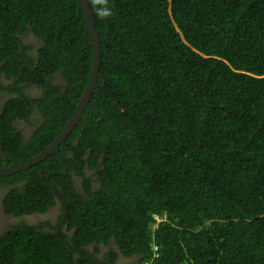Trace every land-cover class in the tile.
Returning <instances> with one entry per match:
<instances>
[{
    "label": "trees",
    "instance_id": "obj_1",
    "mask_svg": "<svg viewBox=\"0 0 264 264\" xmlns=\"http://www.w3.org/2000/svg\"><path fill=\"white\" fill-rule=\"evenodd\" d=\"M88 1L101 48L90 102L56 153L0 177L25 179L6 196L8 213L65 199L75 230L17 225L0 238V264H96L65 240L83 250L112 238V260L264 264V0ZM28 30L42 40L38 54ZM92 65L79 0H0V73L18 92L0 113V166L53 142ZM24 83L42 96H27ZM36 106L44 124L25 143L14 121Z\"/></svg>",
    "mask_w": 264,
    "mask_h": 264
},
{
    "label": "flooded vegetation",
    "instance_id": "obj_2",
    "mask_svg": "<svg viewBox=\"0 0 264 264\" xmlns=\"http://www.w3.org/2000/svg\"><path fill=\"white\" fill-rule=\"evenodd\" d=\"M22 38L26 43V45H28L30 49L33 51V54L35 53L38 54V48L42 44V40L36 37L31 31L29 32V30L23 34ZM52 81L55 84H57L59 87L60 86L65 87L64 79L62 78L60 73H55L54 76L52 77ZM12 82H13L12 79H9L5 73H0V113H3L5 111L4 109L11 98L18 96V92L15 89V86L12 85ZM24 85L26 86L24 89L27 96L32 98H38L42 96L43 90L40 86L36 84L26 85V83H24ZM44 120H45L44 114L39 109V107L36 106L32 110V113L29 115V118L27 119L21 117L17 118L14 121V125L16 126L17 131L21 133L25 143H28L38 133L39 129L42 128L44 124ZM5 150L6 148L3 147L2 143L0 142V164L2 163L1 160L3 161V164H5L4 162H6L5 159L8 152ZM58 150H56L54 153H56ZM1 167H5V166H0V168ZM85 172L86 175L88 176L93 174L91 178L93 185L96 186L97 176L94 175L95 173L94 169H89L86 165ZM4 176H8V175H4ZM74 180H75V184L80 189L82 187V177L74 175ZM24 182L25 179L11 180L6 178H0V238L3 235L12 232L17 227V225H20L18 227H24L27 224L30 226H36L42 228L45 231L55 230L57 233L63 231L65 234L72 236L75 228L70 227L69 223L66 220L67 212L65 211L66 207H64L65 199L64 200L58 199L56 204L51 208H49V210H47L46 212L35 211L32 213L13 215L5 210L4 201L6 196L10 194L16 187H21L24 184ZM60 200L64 202L62 203ZM112 247L116 251L119 250V247L116 245L114 238L110 239L107 243H103V242L98 243L93 241L87 245H84L83 250L85 251H83L82 249H77L75 247L74 248L78 250V252L76 251V256L85 257L95 262L96 264H100L98 262H101L103 264L138 263L139 261L138 256L126 255L123 253H119V255L114 260H112V256H113L111 253V250H113Z\"/></svg>",
    "mask_w": 264,
    "mask_h": 264
},
{
    "label": "water",
    "instance_id": "obj_3",
    "mask_svg": "<svg viewBox=\"0 0 264 264\" xmlns=\"http://www.w3.org/2000/svg\"><path fill=\"white\" fill-rule=\"evenodd\" d=\"M79 2L85 14L86 23L89 29V33H90L92 45H93V65H92V72L90 75L89 82L80 98L79 103L77 104L74 110L73 115L67 121L64 128L56 136L53 142L44 151L40 152L39 154H37L36 156H34L28 161H25L17 165L1 167L0 176L13 174L21 170L27 169L31 167L32 165L39 163L44 158H46L48 155L58 150L60 147V144L71 133V131L74 129V127L77 125V123L81 119L82 115L84 114L86 110L88 103L90 102L92 94L98 85V70H99L100 63H101L100 35L96 27L95 17H94L92 8L89 4V1L79 0ZM66 243L69 247H71L72 249L78 252V250L75 249L71 243H69L68 241H66ZM98 263L103 264L101 262H98Z\"/></svg>",
    "mask_w": 264,
    "mask_h": 264
},
{
    "label": "built area",
    "instance_id": "obj_4",
    "mask_svg": "<svg viewBox=\"0 0 264 264\" xmlns=\"http://www.w3.org/2000/svg\"><path fill=\"white\" fill-rule=\"evenodd\" d=\"M158 220H160V217H157ZM142 264H152V260H147L145 262H143Z\"/></svg>",
    "mask_w": 264,
    "mask_h": 264
},
{
    "label": "clouds",
    "instance_id": "obj_5",
    "mask_svg": "<svg viewBox=\"0 0 264 264\" xmlns=\"http://www.w3.org/2000/svg\"><path fill=\"white\" fill-rule=\"evenodd\" d=\"M36 37H37V36H36ZM38 38H39V37H38ZM154 256H155V257H157V256H158V253H155V255H154ZM146 261H147V260H146ZM144 262H145V261H144ZM142 263H143V262H142ZM142 263H141V264H142Z\"/></svg>",
    "mask_w": 264,
    "mask_h": 264
},
{
    "label": "bare ground",
    "instance_id": "obj_6",
    "mask_svg": "<svg viewBox=\"0 0 264 264\" xmlns=\"http://www.w3.org/2000/svg\"><path fill=\"white\" fill-rule=\"evenodd\" d=\"M70 175V174H69ZM65 198V197H64Z\"/></svg>",
    "mask_w": 264,
    "mask_h": 264
}]
</instances>
